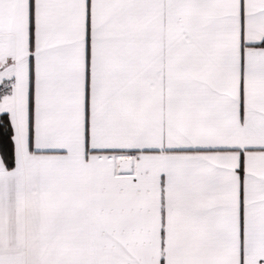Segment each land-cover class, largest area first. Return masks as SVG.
I'll return each mask as SVG.
<instances>
[{"label":"snow or ice","instance_id":"6c2138e0","mask_svg":"<svg viewBox=\"0 0 264 264\" xmlns=\"http://www.w3.org/2000/svg\"><path fill=\"white\" fill-rule=\"evenodd\" d=\"M0 264H264V0H0Z\"/></svg>","mask_w":264,"mask_h":264}]
</instances>
